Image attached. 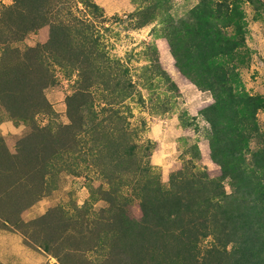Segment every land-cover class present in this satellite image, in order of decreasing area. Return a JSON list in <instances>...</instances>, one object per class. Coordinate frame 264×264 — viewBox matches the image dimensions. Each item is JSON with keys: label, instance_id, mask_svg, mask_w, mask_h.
I'll use <instances>...</instances> for the list:
<instances>
[{"label": "trees", "instance_id": "obj_1", "mask_svg": "<svg viewBox=\"0 0 264 264\" xmlns=\"http://www.w3.org/2000/svg\"><path fill=\"white\" fill-rule=\"evenodd\" d=\"M253 1L264 6L259 0H199L186 17L171 19L163 29L178 56V71L213 98L200 115L210 128L211 160L223 173L212 179L193 165L174 174L167 187L159 177L150 178V169L141 164L139 151L149 153L152 143L137 141L138 130L130 128V116L124 114L122 104L131 100L136 85L130 69L102 43L97 20L107 21L104 10L93 0H14L4 9L2 44L50 27L46 44L11 51V63L0 70V100L12 117L27 120L49 109L44 90L54 82L52 63L78 72L76 91L67 99L69 124L24 140L19 163L8 153L15 176L21 169L30 170L27 158L39 152L30 142L40 139L39 157L52 145L61 151L68 146L108 185V206L94 220L75 223L66 218L57 228L44 224L39 246L59 264H94L88 255L106 249L104 264H264V131L258 123L264 98L247 91L236 64L249 52L243 4ZM78 4L88 16L73 11ZM142 4L129 16L137 29L156 21L160 0ZM146 50L153 68L149 84L158 80L176 97L178 86L161 65L158 48L152 43ZM162 106L156 112L169 111ZM255 139L261 146L252 151ZM195 153L200 156L198 149ZM43 166L35 164L32 171L44 174ZM25 179L19 177L13 185ZM126 187L140 195V219L131 214L130 198L123 194ZM39 199L37 195L29 205ZM14 212L0 211L5 226L13 224ZM212 232L219 245L200 257L199 244Z\"/></svg>", "mask_w": 264, "mask_h": 264}, {"label": "rangeland", "instance_id": "obj_2", "mask_svg": "<svg viewBox=\"0 0 264 264\" xmlns=\"http://www.w3.org/2000/svg\"><path fill=\"white\" fill-rule=\"evenodd\" d=\"M93 1L104 10L107 17L106 22L97 20L105 50L112 58L119 59L130 69L136 85L131 100L122 105L125 108L124 114L130 116V128L138 130L137 141L141 143L148 140L152 143L149 153L139 151L141 164L150 169V178L159 177L167 187L174 174L194 165L205 169L210 178L219 179L223 173L211 160L208 140L210 128L200 115V111L214 102L213 98L210 93L200 91L181 75L176 68L178 56L162 35L171 19L186 17L199 0H160L156 21L140 29L135 27V19L129 16L144 6L143 0ZM259 1L264 3V0ZM13 3L14 0H0V16ZM243 8L246 13V45L249 52L242 61L236 63L237 71L247 91L264 98V6L253 1L244 3ZM73 11L80 17L88 16L82 4L73 6ZM49 36L50 27L45 25L22 41L8 45L0 43V70L11 63L7 61L11 60L8 57L11 51H24L44 45ZM152 43L159 50L161 65L178 86L176 97L171 98V94L165 92V85L158 80L153 86L149 84V75H153V68L146 49ZM50 67L54 73V82L44 90L49 109L22 120L12 117L0 100V211H15L12 225L5 226L0 219V230L18 234L23 240L21 249L18 240L12 245L14 248L6 254L4 260L7 264H29V260L34 262L29 250L45 255V264H59L55 257L39 246L45 235L44 224L50 222L57 228L66 218H72L75 223L83 219L92 221L96 213L108 206L104 194L108 185L91 164H86L81 158L74 156L68 146L61 151L57 145H52L39 157L41 145L37 144L41 140L38 139L30 142L29 147H37L39 152L36 158L33 155L32 158H27L29 171L26 168L21 169L19 176H15L8 164V153L19 163V154L24 153V140L39 136L43 130L48 133L69 124L67 99L76 91L78 72L53 63ZM95 93L99 95V91L95 90ZM163 104L169 111L156 112L162 109ZM96 109L99 110L100 107ZM258 123L264 131V110L258 113ZM260 146L255 139L250 149L254 151ZM197 149L200 156L195 153ZM25 150L28 151V147ZM50 152L52 155L48 156ZM25 155L30 153L25 152ZM35 164L44 165V174L42 170L39 173L32 171ZM17 177L26 179L13 185ZM225 186L229 192L227 181ZM123 194L130 198L128 207L133 217L140 219L143 212L139 193L126 187ZM37 195L40 199L29 205ZM13 201L16 203L12 205ZM219 242V237L213 232L203 238L199 244L200 257L214 244L218 246ZM104 251L108 249L87 255L94 264H104ZM133 260L130 258V261Z\"/></svg>", "mask_w": 264, "mask_h": 264}, {"label": "crops", "instance_id": "obj_3", "mask_svg": "<svg viewBox=\"0 0 264 264\" xmlns=\"http://www.w3.org/2000/svg\"><path fill=\"white\" fill-rule=\"evenodd\" d=\"M20 240V249L22 248V237L18 234L12 233V232H8L7 230H0V263L1 264H7L5 262V258H6V254L8 255V253L14 248L12 247V245H14V243H17V241ZM22 240V241H21ZM31 253L29 254L33 261H28L29 264H45L46 260V256L42 255L40 253L37 252H33L32 250H29ZM3 252H7V253H3Z\"/></svg>", "mask_w": 264, "mask_h": 264}]
</instances>
